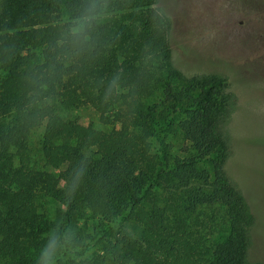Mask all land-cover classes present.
<instances>
[{
	"label": "trees",
	"instance_id": "16d2710c",
	"mask_svg": "<svg viewBox=\"0 0 264 264\" xmlns=\"http://www.w3.org/2000/svg\"><path fill=\"white\" fill-rule=\"evenodd\" d=\"M169 33L157 0H0V264H264V117L231 169L240 97Z\"/></svg>",
	"mask_w": 264,
	"mask_h": 264
},
{
	"label": "rangeland",
	"instance_id": "374dc122",
	"mask_svg": "<svg viewBox=\"0 0 264 264\" xmlns=\"http://www.w3.org/2000/svg\"><path fill=\"white\" fill-rule=\"evenodd\" d=\"M157 5L170 24L172 68L184 79L225 76L240 97L231 124L239 156L231 169H236L246 146L243 139L262 131L254 120L255 115L264 117V105H259L263 90L257 92L264 86V78H258L260 58L264 60V0H157ZM70 116L81 125L102 129L88 109ZM39 134L31 137V144L36 145ZM254 240L250 259L264 260V234L258 231Z\"/></svg>",
	"mask_w": 264,
	"mask_h": 264
}]
</instances>
